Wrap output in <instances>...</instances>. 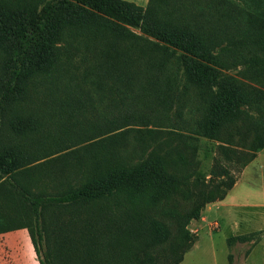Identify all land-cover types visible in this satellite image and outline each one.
<instances>
[{
	"label": "trees",
	"instance_id": "trees-1",
	"mask_svg": "<svg viewBox=\"0 0 264 264\" xmlns=\"http://www.w3.org/2000/svg\"><path fill=\"white\" fill-rule=\"evenodd\" d=\"M209 1L207 11L163 14L167 0H148L144 7L127 0H0V233L26 228L38 264H58L44 244L51 240L44 213L52 207L88 208L91 226L99 221L108 225L120 215L131 224H123L129 246L121 247V256L128 252L137 259L142 248L168 237L167 226L150 208L164 193L180 189L188 176L182 164L148 151L158 129L144 126L157 123L148 116H164L170 127H184L171 123H187L188 94L197 101L190 97L189 108L202 110L190 131L217 138L239 124L234 132L250 127L258 138L254 147L264 146L259 106L264 95L225 72L231 60L247 63L254 76L264 65L257 53L264 44V0ZM73 44L94 56L91 74L99 88L103 84L111 96L127 99L124 108L105 117L101 134L121 130L105 136L102 148L115 153L112 139L132 136L143 161L132 165L93 156L90 174L81 183L55 193L35 191L23 181L35 177L31 164L45 157L38 156L39 145L56 136L52 133L62 116L48 115L52 105L41 94L66 92L56 97L58 102L50 99L52 108L74 105L84 114L81 88L71 83L67 65L76 52ZM139 105L153 110L147 114ZM256 107L258 115L246 109ZM103 200L111 209L97 205Z\"/></svg>",
	"mask_w": 264,
	"mask_h": 264
},
{
	"label": "rangeland",
	"instance_id": "rangeland-1",
	"mask_svg": "<svg viewBox=\"0 0 264 264\" xmlns=\"http://www.w3.org/2000/svg\"><path fill=\"white\" fill-rule=\"evenodd\" d=\"M209 3V0H167L165 8L168 10L166 9L163 14L179 10L182 12L187 9L196 13L201 10L207 11V8L211 7ZM126 27L136 34H142L139 29ZM80 47L73 44L76 52L67 60V65L73 78L71 83L81 88L79 92L82 93L80 98L84 114L81 116L74 105L70 106L71 108L58 106H56L58 108H52L54 104L50 99L58 102L56 97H64L66 92L54 91L52 95L51 92L41 94L43 99L52 105L47 109L48 115L58 117L62 114L61 124L57 125L52 120L54 127L57 125L56 128L62 130V134L57 129L53 133L49 131L56 136L39 145L38 156L45 157L31 164L33 167L30 169L33 168L35 177H28L25 174L28 180L23 181L24 184L32 183L33 190L45 189L49 193H55L70 185L81 183L90 174L89 162L93 156H97L99 161L102 160L103 155L110 156L112 159L132 165L143 161L142 155L136 153L138 148L132 136L126 139H112L113 145H115L114 141L117 143L115 153H112L109 148H102L107 138L105 136L118 134L121 130L101 134L105 117L112 110L124 108L127 99L119 94L111 96L102 89L103 84L99 88L91 74V69L96 65L95 58L92 54L85 53L83 47L81 49ZM257 53L261 59L264 58V44ZM231 62L229 61L230 68L225 72L264 95V65L254 76L247 63L238 60H231ZM185 83L188 85V82L183 80V84ZM191 96V93L188 94L189 99L184 111L187 123L176 121L171 123L184 127H170L172 125L167 124L164 116L159 119L148 116L157 123L150 122L147 126L143 125L145 128L158 129L155 134L156 139L148 144V151L152 150V154H165L167 160L182 164L188 176V180L181 185L180 189L178 188L176 192L164 193L163 197L154 202L150 208L154 218L167 226L168 237L161 243L142 248L137 259L136 254L131 257L128 252L125 256H121V247L125 246L127 250L129 246L128 240H125L122 235L123 224L126 228L131 224L124 222L120 215L108 225L99 221L98 225L91 226L87 221L91 216L88 208L52 207L46 209L44 213L47 220L45 225L49 226L51 231V240L44 244L46 249L50 248L58 264H226V249L222 240L218 238L216 243L214 242L215 247H218L215 253L211 239L205 235L201 236L204 230L202 228H206L208 232L216 230L217 228L212 225L216 221L207 220L205 226L201 227L200 219L212 198L221 199L225 196L233 181V172L241 170L245 163L251 160L257 151L254 146L258 138L247 126H241V129L246 130L242 134L234 132V127L237 129L239 124L230 125L229 131L220 134L218 139L190 131L194 121L201 116L202 112L199 106L196 109L193 107L192 110L189 108ZM192 99L197 102L194 97H191ZM139 106L143 109L140 111L147 114L153 110L148 105ZM259 106L263 112L264 100H261ZM246 109L250 113L253 111L254 115L260 112L257 107ZM143 126L133 127L143 128ZM179 156L185 158L184 163L178 161ZM106 202L109 201H99L97 205L111 209L104 204ZM103 211L107 213V210ZM0 241L3 247L9 250L11 257L18 255L22 264H38L35 260L31 236L26 228L2 233ZM133 244L137 245L136 239L133 240ZM194 245L197 247H193ZM104 251H107L109 255H105ZM187 251L189 252L186 253ZM234 251L236 248L233 249L232 255ZM241 251L240 248L236 251L239 256Z\"/></svg>",
	"mask_w": 264,
	"mask_h": 264
},
{
	"label": "crops",
	"instance_id": "crops-1",
	"mask_svg": "<svg viewBox=\"0 0 264 264\" xmlns=\"http://www.w3.org/2000/svg\"><path fill=\"white\" fill-rule=\"evenodd\" d=\"M127 1L142 7L148 2ZM207 220L217 221L219 227L209 232L202 228L204 230L201 236L205 235L211 239L215 253L218 247H215L214 242L216 243L218 238L222 240L226 249V264H264V146L253 154L241 170L233 172V183L225 196L211 201L205 207L200 226L204 227ZM15 230L17 229L7 232ZM235 248L236 251L239 248L242 250L240 256L236 251L231 254ZM35 260L37 261L36 257ZM0 264H22L17 254L11 257L1 241Z\"/></svg>",
	"mask_w": 264,
	"mask_h": 264
},
{
	"label": "built area",
	"instance_id": "built-area-1",
	"mask_svg": "<svg viewBox=\"0 0 264 264\" xmlns=\"http://www.w3.org/2000/svg\"><path fill=\"white\" fill-rule=\"evenodd\" d=\"M212 225H213V227H214V228H218V227H219V225H218V222H217V221H216V222H214ZM194 232H196V231H194Z\"/></svg>",
	"mask_w": 264,
	"mask_h": 264
}]
</instances>
